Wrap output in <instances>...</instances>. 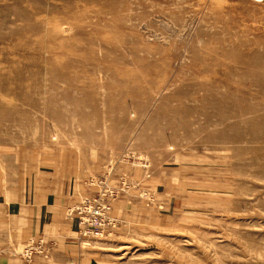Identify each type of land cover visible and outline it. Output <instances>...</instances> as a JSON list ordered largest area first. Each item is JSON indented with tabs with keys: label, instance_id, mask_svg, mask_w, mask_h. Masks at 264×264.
<instances>
[{
	"label": "rangeland",
	"instance_id": "rangeland-1",
	"mask_svg": "<svg viewBox=\"0 0 264 264\" xmlns=\"http://www.w3.org/2000/svg\"><path fill=\"white\" fill-rule=\"evenodd\" d=\"M0 264H264V0H0Z\"/></svg>",
	"mask_w": 264,
	"mask_h": 264
},
{
	"label": "built area",
	"instance_id": "built-area-1",
	"mask_svg": "<svg viewBox=\"0 0 264 264\" xmlns=\"http://www.w3.org/2000/svg\"><path fill=\"white\" fill-rule=\"evenodd\" d=\"M107 211L108 207L105 204H94L87 200L72 208L71 212L81 226L80 232L83 238L90 235H103L102 230L108 229V226H110L106 220ZM94 230L98 232L94 233Z\"/></svg>",
	"mask_w": 264,
	"mask_h": 264
},
{
	"label": "bare ground",
	"instance_id": "bare-ground-1",
	"mask_svg": "<svg viewBox=\"0 0 264 264\" xmlns=\"http://www.w3.org/2000/svg\"><path fill=\"white\" fill-rule=\"evenodd\" d=\"M246 77V76H245ZM245 79V78H244ZM219 115V114H218Z\"/></svg>",
	"mask_w": 264,
	"mask_h": 264
}]
</instances>
